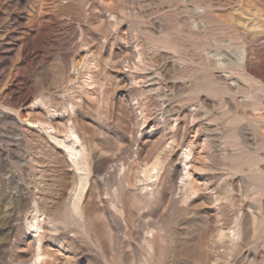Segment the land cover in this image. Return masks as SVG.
Here are the masks:
<instances>
[{"label":"rangeland","instance_id":"1","mask_svg":"<svg viewBox=\"0 0 264 264\" xmlns=\"http://www.w3.org/2000/svg\"><path fill=\"white\" fill-rule=\"evenodd\" d=\"M39 233L47 264H264V0H0V264Z\"/></svg>","mask_w":264,"mask_h":264},{"label":"bare ground","instance_id":"2","mask_svg":"<svg viewBox=\"0 0 264 264\" xmlns=\"http://www.w3.org/2000/svg\"><path fill=\"white\" fill-rule=\"evenodd\" d=\"M38 104V103H36ZM35 104V105H36ZM72 107V105H71ZM67 107L65 106L64 109H66ZM53 116V114H52ZM55 117V116H54ZM46 124V123H45ZM45 126V125H44ZM67 131L69 133V137L68 138H59V136L55 133V128L48 124L46 126V130L48 131L47 133L49 134V136L51 135L52 138L54 139L55 142H57L58 144L61 145V148L63 149L65 155H67L68 157V160L71 161V163H75L77 162V160H79L84 153L85 151V148H84V144L82 143L78 133H77V130L75 129L74 125L71 123L69 124V127L67 128ZM190 150V149H189ZM188 155V153H185ZM186 155V156H187ZM78 164V163H77ZM156 169V168H155ZM179 170L178 168L175 170V173H177ZM178 174V173H177ZM187 175H189V171L187 170L186 172ZM169 175V174H168ZM186 177V176H185ZM184 177V178H185ZM77 205V204H76ZM74 206V205H73ZM78 206V205H77ZM76 207V206H75ZM77 208V207H76ZM73 209V208H72ZM34 218V217H33ZM38 218V217H37ZM35 221V220H34ZM43 221V220H42ZM34 225V224H33ZM32 226V224L30 225ZM37 230L39 229H43V224L39 221V220H36L35 222V225H34ZM33 226V227H34ZM53 226V225H52ZM38 237V246L36 247L35 249V254H34V257H33V260L30 264H47L48 263V260H47V257L49 256L42 248V244H41V239H42V234L39 233L37 235ZM32 245V244H31ZM51 263V262H50Z\"/></svg>","mask_w":264,"mask_h":264}]
</instances>
